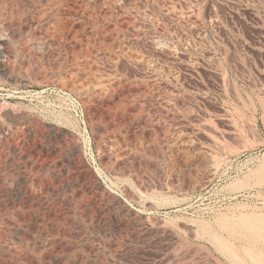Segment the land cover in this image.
I'll use <instances>...</instances> for the list:
<instances>
[{
	"label": "rangeland",
	"instance_id": "rangeland-1",
	"mask_svg": "<svg viewBox=\"0 0 264 264\" xmlns=\"http://www.w3.org/2000/svg\"><path fill=\"white\" fill-rule=\"evenodd\" d=\"M0 264H264V0H0Z\"/></svg>",
	"mask_w": 264,
	"mask_h": 264
},
{
	"label": "bare ground",
	"instance_id": "bare-ground-1",
	"mask_svg": "<svg viewBox=\"0 0 264 264\" xmlns=\"http://www.w3.org/2000/svg\"><path fill=\"white\" fill-rule=\"evenodd\" d=\"M216 237H217V236H216ZM213 240H214V239H213ZM229 248H230V247H229ZM229 248H228V249H229Z\"/></svg>",
	"mask_w": 264,
	"mask_h": 264
}]
</instances>
